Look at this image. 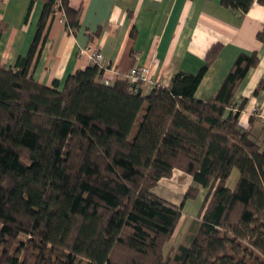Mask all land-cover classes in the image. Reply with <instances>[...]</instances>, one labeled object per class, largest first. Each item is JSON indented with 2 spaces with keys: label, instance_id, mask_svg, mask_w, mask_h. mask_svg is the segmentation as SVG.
<instances>
[{
  "label": "trees",
  "instance_id": "16d2710c",
  "mask_svg": "<svg viewBox=\"0 0 264 264\" xmlns=\"http://www.w3.org/2000/svg\"><path fill=\"white\" fill-rule=\"evenodd\" d=\"M55 1L44 0L27 54L0 66V264H264V146L239 123L246 98L233 102L257 53L240 52L209 99L194 93L215 45L196 73L146 94L140 80L106 84L93 62L55 89L29 74L50 14L63 11L72 32L79 25L80 10ZM254 2L264 6L221 0L241 14ZM174 170L205 195L195 234L165 253L199 193L189 185L179 204L155 194Z\"/></svg>",
  "mask_w": 264,
  "mask_h": 264
},
{
  "label": "crops",
  "instance_id": "0c3cea01",
  "mask_svg": "<svg viewBox=\"0 0 264 264\" xmlns=\"http://www.w3.org/2000/svg\"><path fill=\"white\" fill-rule=\"evenodd\" d=\"M67 1L70 7L80 10L79 25L72 32L65 25L63 12L55 11L48 16L38 52L29 67V74L39 83L62 89L69 74L91 64L87 51L91 46L102 53L103 74L111 81L127 78L134 65L147 66L150 79L141 85L146 94L156 83L167 86L178 71L196 73L215 45V57L208 63L194 93L197 98L209 99L221 86L238 54L254 51L259 62L238 84L233 102L238 104L246 98L239 123L250 129L264 146V40L257 38L264 28L263 5L254 2L241 14L222 5L221 0ZM43 4L44 0H0L1 67H13L19 57L27 54ZM260 82L262 86L254 94ZM253 107L257 108L256 113H252ZM176 171L179 170L160 179L152 191L179 204L187 187L198 185L192 182L178 185L174 180ZM198 187L200 203L192 218L197 222L205 195V189ZM182 217L183 210L171 238ZM187 231V228L181 231L184 240L177 244L190 241L191 233Z\"/></svg>",
  "mask_w": 264,
  "mask_h": 264
},
{
  "label": "rangeland",
  "instance_id": "374dc122",
  "mask_svg": "<svg viewBox=\"0 0 264 264\" xmlns=\"http://www.w3.org/2000/svg\"><path fill=\"white\" fill-rule=\"evenodd\" d=\"M176 176L174 177V180L176 181V183L178 185H182L185 184L187 182H192L194 183V181L192 180V178L183 173V172H179L176 171ZM238 179V169L236 167H234L230 173V176L227 180V186H229L230 188H233L237 182ZM200 203V200L198 199H190L187 201V204L185 205L184 209H183V217L182 220L180 221V228L178 226L177 231L179 230V232L176 231V234L173 236V238H171V240H169L165 246H164V252L167 253L169 248L174 245H177V242L184 240V236L182 237L181 231L183 232L186 228H187V232L191 233V236H193L195 234V230L198 227V222L194 221L192 218L193 216V212L196 210L198 204ZM196 217L199 218V216L197 215ZM199 220V219H198ZM184 221V222H183ZM190 222V224H189ZM182 229V230H180Z\"/></svg>",
  "mask_w": 264,
  "mask_h": 264
},
{
  "label": "built area",
  "instance_id": "2783aa9c",
  "mask_svg": "<svg viewBox=\"0 0 264 264\" xmlns=\"http://www.w3.org/2000/svg\"><path fill=\"white\" fill-rule=\"evenodd\" d=\"M61 0H56L54 3V7L57 8L60 5ZM59 11V10H57ZM63 12V11H61ZM89 52V58L91 59V61L93 63H96L97 65H99V67H103L102 63H103V55L100 52L99 48H92L91 46L88 47ZM127 78H129L131 81H136V80H140L143 83L149 81V69L147 66L145 65H134L130 68L128 74H127ZM104 82L106 84L110 83V79L109 78H104ZM257 112V108L253 107L252 108V113H256Z\"/></svg>",
  "mask_w": 264,
  "mask_h": 264
}]
</instances>
